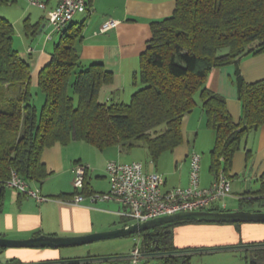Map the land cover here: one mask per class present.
<instances>
[{"label":"trees","instance_id":"trees-1","mask_svg":"<svg viewBox=\"0 0 264 264\" xmlns=\"http://www.w3.org/2000/svg\"><path fill=\"white\" fill-rule=\"evenodd\" d=\"M91 1L87 0L89 14ZM8 2L0 0V4ZM24 22L32 28L28 19ZM151 25L152 36L135 77L141 85L131 102L124 103L99 100L102 87L113 82L114 73L102 61L82 62L79 43L85 24H68L59 33L50 61L39 72L38 87L45 95L39 114L31 92V63L14 47L13 22L0 15V181L13 170L28 181H44L50 173L42 160L43 150L73 140L100 150L143 146L157 162L164 152L182 143V120L196 107L198 93L207 126L216 133L210 170L214 176L220 171L227 174L249 132L264 126V78L247 82L237 69L243 110L238 123L226 98L209 89L206 81L216 67L264 53V0H176L172 15ZM223 48L228 51L220 53ZM0 187L5 188L2 183ZM91 192L86 178L83 193ZM252 194L239 199L238 209H264V177ZM192 223L239 227L242 222L179 220L136 233L141 238V264H151L152 259L155 264H194L195 255L222 248L177 247L175 227ZM246 247L248 264H264V241L249 242ZM116 263L132 264L128 256Z\"/></svg>","mask_w":264,"mask_h":264},{"label":"crops","instance_id":"crops-1","mask_svg":"<svg viewBox=\"0 0 264 264\" xmlns=\"http://www.w3.org/2000/svg\"><path fill=\"white\" fill-rule=\"evenodd\" d=\"M175 6L176 0H92L90 14L85 11L74 16L76 21L73 19L72 22L85 24L83 39L79 43L82 62L87 65L93 61H102L114 73L113 82L102 87L99 100L127 103L132 98L141 85L136 84L135 77L140 71L141 53L152 36L151 24L171 16ZM41 11L37 16L25 18L32 28H27L24 24L23 32L18 35L19 47L14 46L31 63V92L36 107L37 103L42 104L45 100V95L40 94L38 87L39 72L50 61L54 45L60 37L58 35L54 41L46 13L42 9ZM24 16L25 10L13 21ZM108 19L116 20V26L104 33H98L101 24ZM49 33L52 35L50 39L47 38ZM50 40L54 43H50ZM14 42L15 39L13 44ZM238 68L247 82L263 79L264 53L250 54L239 63L216 67L206 81L209 89L226 98L228 110L236 123L241 121L243 114L236 82ZM196 101V107L183 117L182 143L172 151L164 152L157 162L151 160L143 146L131 150L113 146L105 150L97 148V151L89 147L88 155L85 151L74 153V147L70 149L60 142L45 148L42 160L50 174L42 182L29 183L32 187H38L41 194L48 199L38 201L15 188L0 187V237L25 239L39 234L82 235L128 224L119 214L125 206L117 200L91 202L85 199L80 205L60 202V199L70 198L73 196L70 194L76 193L73 187L74 166L79 162L89 165L86 178L92 192L110 190L106 173L109 160L141 161L146 171H157L163 175V188L168 189L189 185L191 154L200 152V186H210L215 178L210 170V151L214 145L215 131L207 126L200 95L196 96ZM101 173L104 179L93 177ZM227 175L231 180L232 195L226 199L225 208L237 209L234 205L239 203V199L253 197L252 193L260 188L264 177V126L249 132L240 149L235 152ZM235 228L234 225L218 223L186 224L174 230V241L177 247H222L195 255L200 256L198 261L202 264H248L245 259L246 244L264 241V222L241 223L238 229L244 238L235 234ZM3 253L13 259L42 257L57 262H60L58 258L61 255L57 248L48 247L4 248L0 251V254ZM2 263L3 260H0V264Z\"/></svg>","mask_w":264,"mask_h":264},{"label":"built area","instance_id":"built-area-1","mask_svg":"<svg viewBox=\"0 0 264 264\" xmlns=\"http://www.w3.org/2000/svg\"><path fill=\"white\" fill-rule=\"evenodd\" d=\"M31 5L46 12L48 24L52 32H61L67 27L77 13L87 11V0H27ZM117 21L108 19L99 27L104 33L115 27ZM47 38H52L51 33ZM32 50V48H30ZM202 154H191V171L188 186H175L164 189L163 175L157 171H146L141 161L119 162L109 160L106 173L110 182L108 192L83 193L89 165L76 163L73 180L76 193L70 198L60 199V202L80 205L85 199L91 202L98 200H117L125 209L119 214L126 220L146 221L166 214L179 211H194L209 209L214 206L225 208L226 199L232 195V184L228 175L220 171L208 187L200 186ZM5 187L36 198L38 201L48 199L41 194L40 189L32 187L28 180L13 170L8 179L0 181ZM143 255L140 245H135L128 259L132 264H140Z\"/></svg>","mask_w":264,"mask_h":264},{"label":"rangeland","instance_id":"rangeland-1","mask_svg":"<svg viewBox=\"0 0 264 264\" xmlns=\"http://www.w3.org/2000/svg\"><path fill=\"white\" fill-rule=\"evenodd\" d=\"M8 1L9 2L7 4H4V3L0 4V15L5 16L8 19L12 20L15 26V31H16L14 35V39H15L14 46L17 48L19 47L18 35L20 34V32H23V29H24L23 25L25 24L24 22L25 18L28 16H31V17L37 16L41 14L42 11L40 8L31 5L27 0H8ZM23 10H25V16L14 22L13 20H15L17 16L21 15V12ZM80 13H83V12H80ZM52 33H53V38L55 39L54 41H56L60 32L53 31ZM54 41L50 40L49 42L54 43ZM227 51H228L227 48H223L220 50V53H226ZM40 94L43 95L41 90H40ZM196 96L198 97L199 93ZM100 101L104 102L102 101V99H100ZM130 102H131V99L127 103H130ZM42 104L37 103V106H38L37 109H38L39 114L41 112ZM75 104L76 105L78 104L77 96H75ZM215 139H216V133H215ZM214 144H215V140H214ZM89 145L91 144L86 143L84 141L75 140V142H72V143L70 142L66 146L70 147V149L74 147L73 148L74 153L75 152L80 153V152L85 151L88 155L89 147H91V149L93 150L95 149L94 151H97V148L95 146L93 145L89 146ZM68 147L66 149H68ZM145 151L147 152L146 149ZM101 176H102V173L99 176H93V177L96 179H104ZM73 187H74V184H73ZM234 206L235 208L238 209L240 204L236 203ZM127 221L128 223L135 222L132 219H128ZM183 225H186V224H183ZM228 225H234V227H236L235 234L238 236L240 235L242 238H244L242 232L239 233L238 226H236L235 224H228ZM179 226H182V225H179ZM137 244L138 245L141 244V238L139 235L134 234V235H128V236L111 238V239L97 240V241H93V242H89L85 244L58 247L57 249L61 253L60 257L58 258L60 262H57L56 260L46 259V258L43 259L42 257L39 259H28V260H23L22 258L13 259L10 256H6L5 253L0 254V260H3L2 264H117L116 261L119 262V259H122V261L126 259V257L131 254L133 248ZM207 247H210V246H207ZM13 249H29V248L28 247L27 248L26 247H13ZM30 249H35V248H30ZM115 259H118V260H115ZM198 260H200V256H195L193 259L194 264H202V263H199ZM156 262H157L156 259H152L150 263L155 264Z\"/></svg>","mask_w":264,"mask_h":264},{"label":"water","instance_id":"water-1","mask_svg":"<svg viewBox=\"0 0 264 264\" xmlns=\"http://www.w3.org/2000/svg\"><path fill=\"white\" fill-rule=\"evenodd\" d=\"M179 220H197L206 222H264V209H226L179 211L146 221H135L126 225L82 235L58 236L39 234L25 239L0 237V247L58 248L85 244L102 239H111L140 233L154 227Z\"/></svg>","mask_w":264,"mask_h":264}]
</instances>
